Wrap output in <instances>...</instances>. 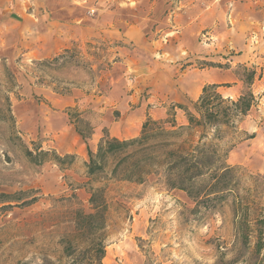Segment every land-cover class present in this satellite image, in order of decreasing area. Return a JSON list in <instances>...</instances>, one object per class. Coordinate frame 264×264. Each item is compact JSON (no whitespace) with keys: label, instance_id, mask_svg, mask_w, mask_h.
Masks as SVG:
<instances>
[{"label":"rangeland","instance_id":"1","mask_svg":"<svg viewBox=\"0 0 264 264\" xmlns=\"http://www.w3.org/2000/svg\"><path fill=\"white\" fill-rule=\"evenodd\" d=\"M169 1L96 0L98 12L118 7L126 13L149 16L155 12L167 13ZM250 1L253 0H210L209 3L220 5L223 20L230 26L229 19L239 3L249 4ZM204 31L214 43L216 39L211 30ZM115 53L106 45L93 48L73 46L56 59L17 70L1 69L0 264H43L45 258H60L63 240L74 235L75 213L91 212L90 189L103 186L110 208L102 264H256V259L264 261V250L255 253L253 243L242 246L235 240L231 198L215 210L204 215L199 213L200 219L197 220L192 214L194 202L181 191L167 190L157 177L151 176L140 184L105 180L108 168L103 174L88 176L86 154L82 157L63 153L55 146L57 126L52 128L54 132L47 134L42 122L37 121V126L31 123L25 127L17 125L11 108L7 107L6 97L11 105L27 93L26 88L30 85L49 87L63 96L75 98V102L96 94L109 86L107 75L117 61ZM233 54L231 49H225L222 57L228 60ZM154 58L158 59L156 52ZM188 58L191 60L186 61V58L173 63L181 69L206 67V63L218 64V58L206 61L194 56ZM138 62L140 69L143 67L142 57ZM246 68L255 70L256 76L263 75L264 78V60L260 62L259 59L252 68ZM233 72L240 78L245 74L239 65ZM135 73L130 71L128 74ZM243 90H246L245 85ZM254 95L258 97V104L244 117L239 132L229 138L224 147H231L228 160L245 161V164L231 165L233 178L239 181V194L250 189L264 204V171H259L258 164L259 160H264V151L261 154L258 151L259 142L247 140L264 125V89ZM185 106L191 109L190 103ZM62 112L67 116L64 134H67L68 127L72 131L74 127L83 133L89 131L91 125L85 119L88 114L76 103L65 107ZM176 114V122L183 124L184 112L176 110ZM27 151L32 155L29 156Z\"/></svg>","mask_w":264,"mask_h":264},{"label":"crops","instance_id":"2","mask_svg":"<svg viewBox=\"0 0 264 264\" xmlns=\"http://www.w3.org/2000/svg\"><path fill=\"white\" fill-rule=\"evenodd\" d=\"M209 1L170 0L167 13L149 16L118 7L98 12L96 0H0V74L3 67L17 70L43 63L73 46L106 45L118 57L107 75V89L76 102L49 87L30 85L9 106L17 125L42 122L47 134L57 126L55 146L63 153L84 157L87 145L95 150L104 133L120 140L137 137L147 118L164 119L171 106L191 104L206 84L219 85L217 91L223 97H237L245 84L233 72L234 67L252 68L259 59L264 60V2L239 3L228 26L220 5ZM207 29L216 39L214 43L209 37H200L209 34ZM225 49L234 53L228 60L222 57ZM190 56L204 61L218 58L222 66L181 69L173 63L189 61ZM140 57L143 67L139 69ZM130 71L136 73L130 76ZM250 88L254 94L264 89L263 75L256 76ZM75 103L88 114L85 119L92 127L86 141L70 127L64 134L67 116L62 109ZM176 110L181 109L174 107L175 118ZM259 129L247 140L259 142L261 154L264 125ZM229 155L227 165L245 164L244 160H228ZM258 164L259 171H264V160Z\"/></svg>","mask_w":264,"mask_h":264},{"label":"trees","instance_id":"3","mask_svg":"<svg viewBox=\"0 0 264 264\" xmlns=\"http://www.w3.org/2000/svg\"><path fill=\"white\" fill-rule=\"evenodd\" d=\"M242 69L246 90L235 98L223 97L217 84H206L191 109L175 104L164 119L147 118L137 137L120 140L104 133L95 151L87 145L88 176L103 174L107 168L105 180L140 184L155 176L167 190L181 191L194 202L192 214L197 220L199 213L215 210L231 198L235 240L242 246L253 243L255 253L264 250V204L250 189L239 194V181L225 162L231 149L224 147L225 143L239 132L244 117L258 104V97L250 88L256 72L244 66ZM5 100L9 108V98ZM174 107L184 112L183 124L176 122ZM75 129L85 141L92 132L91 127L87 133ZM27 154L32 155L30 151ZM55 158L61 161L59 156ZM104 188L90 189L91 212L75 213V232L63 240L62 255L56 260L45 258L43 264H102L110 208ZM256 264L264 261L256 259Z\"/></svg>","mask_w":264,"mask_h":264},{"label":"built area","instance_id":"4","mask_svg":"<svg viewBox=\"0 0 264 264\" xmlns=\"http://www.w3.org/2000/svg\"><path fill=\"white\" fill-rule=\"evenodd\" d=\"M201 37H202L203 39H207V38H208V36H207L206 33H203V34L201 35Z\"/></svg>","mask_w":264,"mask_h":264}]
</instances>
